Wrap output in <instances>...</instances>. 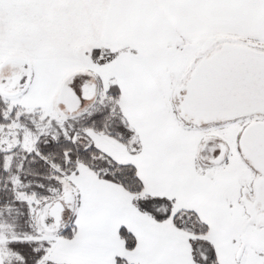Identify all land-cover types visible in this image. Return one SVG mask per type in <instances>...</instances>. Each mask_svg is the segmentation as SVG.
I'll use <instances>...</instances> for the list:
<instances>
[{"label": "snow or ice", "instance_id": "snow-or-ice-1", "mask_svg": "<svg viewBox=\"0 0 264 264\" xmlns=\"http://www.w3.org/2000/svg\"><path fill=\"white\" fill-rule=\"evenodd\" d=\"M0 264H264V0H0Z\"/></svg>", "mask_w": 264, "mask_h": 264}]
</instances>
